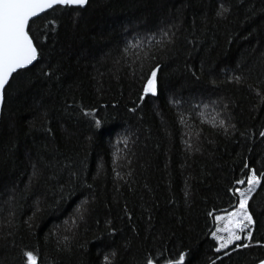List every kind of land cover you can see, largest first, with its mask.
<instances>
[{"label":"trees","instance_id":"obj_1","mask_svg":"<svg viewBox=\"0 0 264 264\" xmlns=\"http://www.w3.org/2000/svg\"><path fill=\"white\" fill-rule=\"evenodd\" d=\"M30 23L42 58L0 113V264L264 260V176L248 247L217 252L207 215L264 173V0H87Z\"/></svg>","mask_w":264,"mask_h":264},{"label":"snow or ice","instance_id":"obj_2","mask_svg":"<svg viewBox=\"0 0 264 264\" xmlns=\"http://www.w3.org/2000/svg\"><path fill=\"white\" fill-rule=\"evenodd\" d=\"M87 0H0V102L4 100V91L6 86L10 85L12 79H15L21 70H28L30 66H34L42 58L40 45L34 41L38 37L30 35L32 32L31 23H34V18H40L41 14H47L49 10H54L56 6L60 7H83ZM228 10L221 7L217 12L218 16H223ZM45 30L55 31V20H45L43 24ZM163 35L168 37V33ZM151 39V37H149ZM195 40V37H193ZM191 43V41H189ZM159 64L153 66L148 74L143 78L142 92L138 97L143 101L147 96L158 95V69ZM44 75H48L44 73ZM237 82L240 81V76L232 77ZM133 108L129 111H136ZM85 116L92 115V123L96 129L102 127V120L98 118L96 109L82 110ZM219 124L223 126L225 121L221 119ZM213 126H215L213 122ZM264 137V131L259 133ZM126 139V138H125ZM245 167H248L245 165ZM245 179H237V185L247 183L246 188L229 189V192L236 194L237 202L229 205V209H213L207 215L213 217V228L211 236L217 242L216 251L219 252L227 249L229 246L236 248H246L249 245L244 244V240L252 241L254 239L252 227L255 224L252 213L249 210V200L256 191L257 185L261 184L260 173L258 176L255 170H249ZM80 206H77L79 210ZM219 213V214H218ZM226 233V235L221 234ZM241 233H244L242 236ZM239 242V243H236ZM255 243L260 244L261 241L256 240ZM23 256L27 258V264H37V256L33 251H25ZM178 256V258H176ZM186 253L181 251L175 254L172 258H165L163 252L160 253L159 259L156 255L146 257V264H186ZM107 259V257H105ZM214 264V262H213ZM264 264V260L260 261Z\"/></svg>","mask_w":264,"mask_h":264},{"label":"water","instance_id":"obj_3","mask_svg":"<svg viewBox=\"0 0 264 264\" xmlns=\"http://www.w3.org/2000/svg\"><path fill=\"white\" fill-rule=\"evenodd\" d=\"M86 3H87V2H86ZM85 5H86V4H85ZM85 5H84V6H85ZM84 6H83V7H84ZM72 7H80V6H72ZM1 107H2V102H0V113H1ZM258 264H260V263H258Z\"/></svg>","mask_w":264,"mask_h":264},{"label":"rangeland","instance_id":"obj_4","mask_svg":"<svg viewBox=\"0 0 264 264\" xmlns=\"http://www.w3.org/2000/svg\"><path fill=\"white\" fill-rule=\"evenodd\" d=\"M258 186V185H257ZM247 187V183H246V186L244 187V188H246ZM221 234H224V235H226V233H221ZM241 235L243 236L244 235V233H241ZM214 239V238H213ZM216 242V241H215ZM217 243V242H216ZM224 250V249H223Z\"/></svg>","mask_w":264,"mask_h":264}]
</instances>
